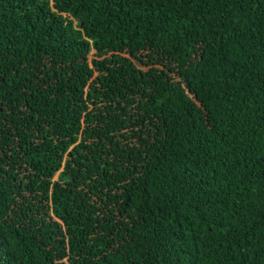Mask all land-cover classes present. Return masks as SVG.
<instances>
[{
  "label": "trees",
  "instance_id": "obj_1",
  "mask_svg": "<svg viewBox=\"0 0 264 264\" xmlns=\"http://www.w3.org/2000/svg\"><path fill=\"white\" fill-rule=\"evenodd\" d=\"M0 264H264V0H0Z\"/></svg>",
  "mask_w": 264,
  "mask_h": 264
}]
</instances>
